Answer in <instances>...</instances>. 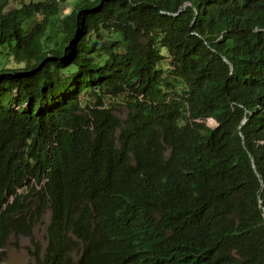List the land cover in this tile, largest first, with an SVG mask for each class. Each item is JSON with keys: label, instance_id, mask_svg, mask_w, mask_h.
Returning a JSON list of instances; mask_svg holds the SVG:
<instances>
[{"label": "trees", "instance_id": "trees-1", "mask_svg": "<svg viewBox=\"0 0 264 264\" xmlns=\"http://www.w3.org/2000/svg\"><path fill=\"white\" fill-rule=\"evenodd\" d=\"M7 6L0 262L264 264V0Z\"/></svg>", "mask_w": 264, "mask_h": 264}, {"label": "rangeland", "instance_id": "rangeland-1", "mask_svg": "<svg viewBox=\"0 0 264 264\" xmlns=\"http://www.w3.org/2000/svg\"><path fill=\"white\" fill-rule=\"evenodd\" d=\"M31 1V0H30ZM39 1V0H34ZM43 1V0H40ZM77 0H69L72 4L70 9L74 8V5ZM8 6L7 10L11 11L21 5L22 3L29 2V0H7ZM68 7V6H67ZM57 38L53 39L55 42H61L62 36L60 33H56ZM119 110L116 112L120 117L124 118L127 112L125 107L118 108ZM208 124L210 126H214L215 123L213 121H209ZM48 216H45L39 223L36 224L34 228V236L35 239L38 240L42 245V250L45 249L47 240L45 237L46 227L48 223ZM29 249H34L30 239L28 237L22 236L18 241V244L13 240L10 244L5 248L6 255L0 262V264H37L36 259L30 254Z\"/></svg>", "mask_w": 264, "mask_h": 264}, {"label": "water", "instance_id": "water-1", "mask_svg": "<svg viewBox=\"0 0 264 264\" xmlns=\"http://www.w3.org/2000/svg\"><path fill=\"white\" fill-rule=\"evenodd\" d=\"M186 8V6L185 7H182L180 10H179V13L178 14H180L181 13V11L183 10V9H185ZM18 74H20V73H18ZM245 122V121H244ZM241 136H242V139H243V142L245 141V138H244V136H243V134H241ZM253 161V165H254V168L256 169V166H255V162H254V159L252 160ZM262 187L264 186V184L262 183V185H261ZM260 204H262V202L260 201Z\"/></svg>", "mask_w": 264, "mask_h": 264}]
</instances>
